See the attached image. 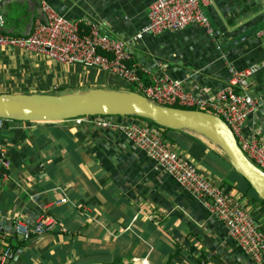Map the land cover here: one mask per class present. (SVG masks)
Returning <instances> with one entry per match:
<instances>
[{
  "label": "crops",
  "instance_id": "1",
  "mask_svg": "<svg viewBox=\"0 0 264 264\" xmlns=\"http://www.w3.org/2000/svg\"><path fill=\"white\" fill-rule=\"evenodd\" d=\"M45 1L82 28L92 21L102 33L125 41L147 81L165 74L214 91L227 83L228 64L241 69L264 61V39L258 35L264 0H206L202 11L210 34L189 24L138 40L133 36L153 0ZM0 14L4 32L24 36L39 18L38 0H0ZM246 80L255 104L242 131L264 135V66ZM98 87L129 88L122 78L94 67L0 48V93ZM1 120L0 164L8 172L0 171V232L16 246L5 264H134V258L145 264H264V257L256 262L247 256L199 199L116 129L84 117ZM165 139L213 184L236 195L264 232V202L215 146L179 130L168 131ZM40 215L50 223L47 230L24 240L11 237L12 220L30 227Z\"/></svg>",
  "mask_w": 264,
  "mask_h": 264
},
{
  "label": "built area",
  "instance_id": "2",
  "mask_svg": "<svg viewBox=\"0 0 264 264\" xmlns=\"http://www.w3.org/2000/svg\"><path fill=\"white\" fill-rule=\"evenodd\" d=\"M205 1H151L146 22L136 31L133 39H141L147 34L179 31L189 24L197 25L210 34V24L202 12ZM38 11L39 18L24 36L4 32L0 14V48L21 49L59 64L94 67L122 78L144 97L157 104L194 107L211 113L229 128L244 156L264 172V135L257 130L249 135L242 131L245 117L255 104L248 95L246 79L264 66V61L241 69L228 64L227 83L214 91L165 74H153L149 83L144 84L136 73V64H128L131 55L125 41L102 33L100 26L92 21H86L85 28L79 27L78 21L60 16L45 0H38ZM258 35L264 39V28ZM90 121L97 127L120 132L180 187L199 199L207 212L223 225L227 237L247 256L256 262L264 257V232L256 226L240 199L232 192L213 184L190 161L171 150L157 126L135 118L120 121L113 116H93ZM49 225L43 215L30 227L15 218L12 220L11 237L15 240L22 239L28 231L40 234ZM13 256L10 242L0 232V264L11 261ZM133 263L145 264V261L134 258Z\"/></svg>",
  "mask_w": 264,
  "mask_h": 264
},
{
  "label": "water",
  "instance_id": "3",
  "mask_svg": "<svg viewBox=\"0 0 264 264\" xmlns=\"http://www.w3.org/2000/svg\"><path fill=\"white\" fill-rule=\"evenodd\" d=\"M88 116H134L170 130L200 136L222 153L230 167L264 202V172L244 156L229 128L211 113L157 104L129 89L98 87L56 94L0 93V119L58 122ZM0 171L8 172L1 164Z\"/></svg>",
  "mask_w": 264,
  "mask_h": 264
},
{
  "label": "trees",
  "instance_id": "4",
  "mask_svg": "<svg viewBox=\"0 0 264 264\" xmlns=\"http://www.w3.org/2000/svg\"><path fill=\"white\" fill-rule=\"evenodd\" d=\"M203 12V11H202ZM205 16V15H204ZM79 27H81V26H79ZM131 59V58H130ZM129 63H132L131 62V60H129L128 61V64ZM136 73H137V75H138V77L141 79V81L144 83V84H147V83H149V81H147L145 78H142V74H141V72L138 70V69H136ZM129 90H131V91H135V92H138V93H140L138 90H136L135 89V87L134 86H132V85H129V88H128ZM171 107H177V108H185V109H196V108H194V107H184V106H178V105H172ZM202 111H204V110H202ZM89 118H91V117H93V116H88ZM113 117H116V118H118L119 120L121 119V118H129V119H132V118H135V119H139V120H142L143 122H146L147 124H150V125H155V126H157L159 129H160V131H161V134H162V137L165 139L166 138V133L168 132V131H171V130H169L168 128H165V127H161V126H158V125H156V124H154L153 122H151V121H149V120H147V119H143V118H138V117H134V116H125V117H121V116H113ZM2 121V120H1ZM160 168V167H159ZM161 169V168H160ZM247 183V182H246ZM248 184V183H247ZM248 186H249V184H248ZM250 187V186H249ZM254 192V191H253ZM255 193V192H254ZM255 195H256V193H255ZM256 197L259 199V197L256 195ZM259 201L260 202H263L261 199H259ZM28 227H29V225H28ZM33 232H31V231H28V233L21 239V240H24L25 239V237H29L31 234H32ZM33 234H36V233H33ZM18 241V240H17ZM16 241V242H17ZM11 245V247H12V250H13V254H15V249H16V246H14V245H12V244H10Z\"/></svg>",
  "mask_w": 264,
  "mask_h": 264
},
{
  "label": "rangeland",
  "instance_id": "5",
  "mask_svg": "<svg viewBox=\"0 0 264 264\" xmlns=\"http://www.w3.org/2000/svg\"><path fill=\"white\" fill-rule=\"evenodd\" d=\"M127 86H129V84H127ZM53 92H57V90H55V91H53ZM58 93H60V92H58ZM62 93V92H61Z\"/></svg>",
  "mask_w": 264,
  "mask_h": 264
}]
</instances>
